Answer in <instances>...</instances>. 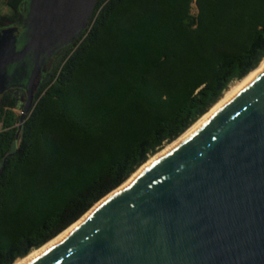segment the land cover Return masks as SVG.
<instances>
[{
    "label": "trees",
    "instance_id": "obj_1",
    "mask_svg": "<svg viewBox=\"0 0 264 264\" xmlns=\"http://www.w3.org/2000/svg\"><path fill=\"white\" fill-rule=\"evenodd\" d=\"M1 1L0 26L23 13ZM263 59L264 0H96L22 120L0 98V264L77 220Z\"/></svg>",
    "mask_w": 264,
    "mask_h": 264
},
{
    "label": "water",
    "instance_id": "obj_2",
    "mask_svg": "<svg viewBox=\"0 0 264 264\" xmlns=\"http://www.w3.org/2000/svg\"><path fill=\"white\" fill-rule=\"evenodd\" d=\"M95 1L26 0L23 43L0 40V79L32 55L20 120L40 54L71 41ZM198 119L19 264H264V64Z\"/></svg>",
    "mask_w": 264,
    "mask_h": 264
},
{
    "label": "flooded vegetation",
    "instance_id": "obj_3",
    "mask_svg": "<svg viewBox=\"0 0 264 264\" xmlns=\"http://www.w3.org/2000/svg\"><path fill=\"white\" fill-rule=\"evenodd\" d=\"M26 0L22 6L21 15L14 19L12 22L0 26V40L3 38L13 37L17 40V36L25 30V14H26ZM71 41L66 43L57 44L48 52L40 54L37 71L35 72L31 82V93L34 95L38 86L45 81L52 73V70L59 60L65 46ZM15 45V48H19ZM32 63V55L27 54L20 60L6 64L3 69L5 71L2 79H0V98L4 94H11L15 96L17 101L23 105L26 98V79ZM12 65V66H11ZM9 66L11 68H9Z\"/></svg>",
    "mask_w": 264,
    "mask_h": 264
},
{
    "label": "bare ground",
    "instance_id": "obj_4",
    "mask_svg": "<svg viewBox=\"0 0 264 264\" xmlns=\"http://www.w3.org/2000/svg\"><path fill=\"white\" fill-rule=\"evenodd\" d=\"M264 64V59L259 63V65L255 68V69H253L252 71H250L246 76H244L241 80H239L238 82H236V83H234V84H231L226 90H225V92H224V94L221 96V98L219 99V101L215 104V106L217 105V104H219L220 102H222L224 99H226L230 94H231V92L242 82V81H244L251 73H253L254 71H256V70H258L259 68H261L262 67V65ZM215 106H213V107H215ZM212 107V108H213ZM212 108H210L207 112H209ZM206 112V113H207ZM205 115V114H204ZM203 115V116H204ZM202 116V117H203ZM201 117V118H202ZM200 120V119H199ZM175 142V140L174 141H172L170 144H168L167 145V147H165L164 149H166V148H168V147H170L173 143ZM164 149H161L160 151H158L157 153H155L152 157H154L156 154H158L159 152H161V151H163ZM151 157V158H152ZM150 158V159H151ZM150 159H148V160H150ZM147 160V161H148ZM147 161H145V163L147 162ZM145 163H143L142 164V166L145 164ZM142 166H140V168L142 167ZM139 168V169H140ZM63 233V232H62ZM59 235H61V234H59ZM54 239L55 238H53V239H51L50 241H48V242H46V243H44L41 247H39L37 250H35V251H33L32 253H30V254H28V255H25L24 257H21V258H18L17 260H15L12 264H19V263H21V262H23L24 260H26L27 258H29V257H31L32 255H34V254H36L37 252H39V251H41L42 249H44L47 245H49L51 242H53L54 241Z\"/></svg>",
    "mask_w": 264,
    "mask_h": 264
},
{
    "label": "rangeland",
    "instance_id": "obj_5",
    "mask_svg": "<svg viewBox=\"0 0 264 264\" xmlns=\"http://www.w3.org/2000/svg\"><path fill=\"white\" fill-rule=\"evenodd\" d=\"M0 12L1 13H10L11 12V9H10V7H8L6 4H4L1 0H0ZM25 34H26V30H24L22 33H20L18 36H17V40H16V46H19V45H21L22 43H23V41H24V39H25ZM12 66V65H11ZM9 68H11L10 66H9ZM236 82H238V81H236ZM236 82H234V83H236ZM233 82H232V84H234ZM231 85V84H230ZM228 88V87H227ZM215 106V105H214ZM212 108V107H211ZM206 114V113H205ZM202 117V116H201ZM199 119H201V118H199ZM198 119V120H199ZM174 141V140H173ZM168 144V143H167ZM166 144V145H167ZM170 144V143H169ZM165 147H167V146H165ZM164 147V148H165ZM163 148V149H164ZM157 153V152H156ZM151 158V157H150ZM149 158V159H150ZM145 163V162H144ZM17 260V259H16Z\"/></svg>",
    "mask_w": 264,
    "mask_h": 264
},
{
    "label": "built area",
    "instance_id": "obj_6",
    "mask_svg": "<svg viewBox=\"0 0 264 264\" xmlns=\"http://www.w3.org/2000/svg\"><path fill=\"white\" fill-rule=\"evenodd\" d=\"M16 111H17L18 113H20V112H21V110H19V109H16Z\"/></svg>",
    "mask_w": 264,
    "mask_h": 264
}]
</instances>
